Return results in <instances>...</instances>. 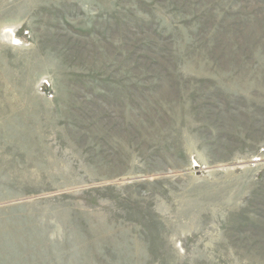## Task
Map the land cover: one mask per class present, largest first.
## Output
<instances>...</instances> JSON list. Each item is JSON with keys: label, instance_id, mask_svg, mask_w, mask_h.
Masks as SVG:
<instances>
[{"label": "rangeland", "instance_id": "374dc122", "mask_svg": "<svg viewBox=\"0 0 264 264\" xmlns=\"http://www.w3.org/2000/svg\"><path fill=\"white\" fill-rule=\"evenodd\" d=\"M0 264H264V0H0Z\"/></svg>", "mask_w": 264, "mask_h": 264}]
</instances>
